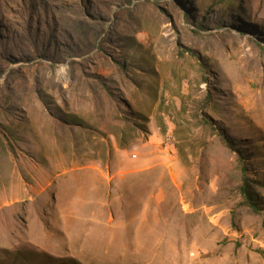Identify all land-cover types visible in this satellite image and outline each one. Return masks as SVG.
I'll use <instances>...</instances> for the list:
<instances>
[{"label": "rangeland", "instance_id": "rangeland-1", "mask_svg": "<svg viewBox=\"0 0 264 264\" xmlns=\"http://www.w3.org/2000/svg\"><path fill=\"white\" fill-rule=\"evenodd\" d=\"M0 264H264V0H0Z\"/></svg>", "mask_w": 264, "mask_h": 264}, {"label": "trees", "instance_id": "trees-1", "mask_svg": "<svg viewBox=\"0 0 264 264\" xmlns=\"http://www.w3.org/2000/svg\"><path fill=\"white\" fill-rule=\"evenodd\" d=\"M243 193L246 195L248 204H250L252 207L256 208L254 201L251 198H249L248 193H247V189L245 187L243 188Z\"/></svg>", "mask_w": 264, "mask_h": 264}]
</instances>
